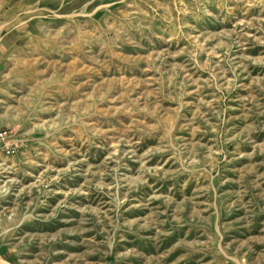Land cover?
<instances>
[{"label": "rangeland", "instance_id": "374dc122", "mask_svg": "<svg viewBox=\"0 0 264 264\" xmlns=\"http://www.w3.org/2000/svg\"><path fill=\"white\" fill-rule=\"evenodd\" d=\"M0 264H264V0H0Z\"/></svg>", "mask_w": 264, "mask_h": 264}]
</instances>
